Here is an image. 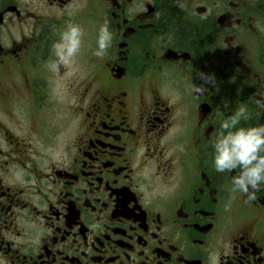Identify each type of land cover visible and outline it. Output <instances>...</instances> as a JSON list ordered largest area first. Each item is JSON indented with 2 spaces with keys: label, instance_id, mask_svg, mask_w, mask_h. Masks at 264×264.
<instances>
[{
  "label": "flooded vegetation",
  "instance_id": "flooded-vegetation-1",
  "mask_svg": "<svg viewBox=\"0 0 264 264\" xmlns=\"http://www.w3.org/2000/svg\"><path fill=\"white\" fill-rule=\"evenodd\" d=\"M240 104L264 124V0H0V264H264V190L212 164Z\"/></svg>",
  "mask_w": 264,
  "mask_h": 264
},
{
  "label": "clouds",
  "instance_id": "clouds-1",
  "mask_svg": "<svg viewBox=\"0 0 264 264\" xmlns=\"http://www.w3.org/2000/svg\"><path fill=\"white\" fill-rule=\"evenodd\" d=\"M85 32L81 25L69 23L60 32L59 38L50 45L53 67L73 64L80 54ZM113 33L108 22L102 23L97 31L93 55L104 57L112 46ZM205 83L196 85L194 91L201 92L206 85H213L212 75L204 76ZM250 119L248 107L240 104L232 114L224 118L210 142L212 164L216 172L231 175V192L241 193L245 202L257 199L264 190V124L244 126L242 121Z\"/></svg>",
  "mask_w": 264,
  "mask_h": 264
}]
</instances>
